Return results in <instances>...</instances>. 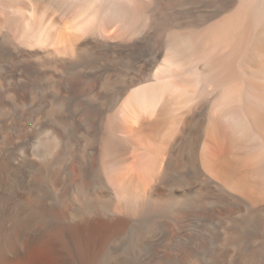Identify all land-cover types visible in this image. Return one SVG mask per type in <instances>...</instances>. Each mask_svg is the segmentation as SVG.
<instances>
[{"label": "bare ground", "instance_id": "bare-ground-1", "mask_svg": "<svg viewBox=\"0 0 264 264\" xmlns=\"http://www.w3.org/2000/svg\"><path fill=\"white\" fill-rule=\"evenodd\" d=\"M169 1L0 0V264H264V0Z\"/></svg>", "mask_w": 264, "mask_h": 264}, {"label": "rangeland", "instance_id": "rangeland-1", "mask_svg": "<svg viewBox=\"0 0 264 264\" xmlns=\"http://www.w3.org/2000/svg\"><path fill=\"white\" fill-rule=\"evenodd\" d=\"M200 1L204 0H170L169 4L171 8L183 11L184 13L188 14V10L192 9V6H194L193 3H199ZM189 2V4H188ZM176 5V6H175ZM191 6V7H190ZM179 30H185L187 28H178ZM241 229L247 232L249 228H246V225H243ZM245 233V232H244ZM213 237V236H212ZM39 251L34 250L30 256V263L29 264H51L48 260V258H39Z\"/></svg>", "mask_w": 264, "mask_h": 264}]
</instances>
